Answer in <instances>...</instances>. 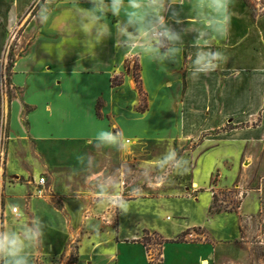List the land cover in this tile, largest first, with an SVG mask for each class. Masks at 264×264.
Segmentation results:
<instances>
[{"label": "crops", "instance_id": "crops-1", "mask_svg": "<svg viewBox=\"0 0 264 264\" xmlns=\"http://www.w3.org/2000/svg\"><path fill=\"white\" fill-rule=\"evenodd\" d=\"M150 2L122 0L114 15L112 0H0V63L11 44L15 53L4 131L13 193L0 188V207L3 233L39 228L21 254L27 264H151L139 217L158 201L201 220L174 224L171 235L143 227L165 242L157 264H246L249 240L264 248V0H229L225 35L202 19L209 0H157L164 24L149 13L145 26L180 39L153 40L159 51L147 60L143 41L129 39L140 28L129 14ZM200 51L225 59L198 72ZM41 177L47 195L38 198ZM117 194L126 211L112 203ZM222 215L235 225L225 239L209 225ZM186 232L202 240L177 242ZM231 244L236 255H217Z\"/></svg>", "mask_w": 264, "mask_h": 264}, {"label": "clouds", "instance_id": "clouds-1", "mask_svg": "<svg viewBox=\"0 0 264 264\" xmlns=\"http://www.w3.org/2000/svg\"><path fill=\"white\" fill-rule=\"evenodd\" d=\"M122 0H112L110 9L114 15H118L121 11ZM108 6L101 3L99 10L103 11ZM132 7L136 9L132 11L129 15L133 22L140 25L139 35L133 36L129 34V39L133 44L143 41L142 51L147 60H150L149 53L158 52V48L151 47V42L156 40L157 44L161 41L157 39L155 35L150 34L148 27L145 26V18L149 13H155L159 18L161 26L164 24V20L160 17V11L162 5L157 2V0H152V2L145 5L133 4ZM202 7H206L210 10L209 17H202L206 24L212 28V30L220 35H225L230 28L232 16L228 11L229 0H209V2ZM40 16L43 20H47V16L42 11ZM95 17L92 23L85 25L86 30H90L95 24ZM179 23V21H177ZM159 36L166 38L169 42H174L180 37L171 32L169 29H165L163 32L159 33ZM181 50L179 48H169L168 54H177ZM225 57L220 52H210V51H200L197 54L195 61L193 62L196 66V71L198 72H210L214 71L217 67V61H223ZM101 139L107 144H115L118 142V136H114L111 133H104ZM175 159V153L170 152L164 160L161 161V165L167 164ZM113 204H116L120 208L127 210V203L124 202L119 194L112 200ZM41 233L38 227H27L24 226L21 232H4L0 233V256L4 259V264H27L26 259L21 255L26 246V242H35L40 237Z\"/></svg>", "mask_w": 264, "mask_h": 264}, {"label": "rangeland", "instance_id": "rangeland-1", "mask_svg": "<svg viewBox=\"0 0 264 264\" xmlns=\"http://www.w3.org/2000/svg\"><path fill=\"white\" fill-rule=\"evenodd\" d=\"M12 47H13V44H11L9 47V53L7 55L6 61L4 63H0L1 64L0 94L2 98V117H3L2 131L0 135V188L3 191V195L4 196L7 195L8 197H12L11 195L13 193V190L12 191L9 190L10 184L12 183V181H10L11 179V177H9L10 174H7V169L5 167L6 160H7V157L5 155L6 149H7V142L5 139L4 131L6 130L5 129V117L7 116V103L9 102V99L12 97V94H13V91L9 85V75L11 73V68L9 66L10 56L12 59L15 60V53L13 52L14 49ZM144 180H148V178L145 177ZM222 198L224 199L225 197H220V200ZM164 202L165 201H158L157 203H155L156 206L153 208V210H147V211H144L143 213H140L141 216L139 217L140 218L139 223H140V228H141V233H142L141 238L145 236L142 231L143 227H148L151 229H159L163 233H165L164 235H171L173 233L174 224H178L181 227H183L184 225H188V226H191L189 228H192L193 223L201 220V218L198 217V215L196 214H186L183 216L180 213V209H178L177 207H174L173 204L170 205L169 203H164ZM181 205H183V203H181L180 206ZM215 208H218V201H217V205ZM227 216L228 215H222L220 217H213L214 218L213 221H210L209 223V225L216 224L219 226L218 228H222L221 230L225 231V232L222 231L221 233L215 234L216 237H218L219 239H225L226 237H228L229 231L232 229V227L235 226L234 222L229 220V217ZM5 219L7 220L6 217H4V221ZM4 227H5V222L2 228V233H3ZM263 228H264V224H263ZM148 237L151 240L149 244V250L151 251V254L154 255V258H156L157 253H158L157 251H158L159 239H157V237H155L154 234H149V233H148ZM184 239L202 240L200 237L195 238V237H190V236H186L184 237ZM249 242L253 245L250 246L251 249L249 250L247 254L248 256H250L251 259L247 261L246 264H264V248L258 247V245H256L258 242L255 237L249 240ZM239 248L240 246L236 244L226 245L225 247H223V249L217 252V255L222 252H224L225 254H229V255H234V254L236 255ZM74 258H75V254H72V256L69 258L67 263H73L75 260ZM2 259L3 257L0 256L1 264H3Z\"/></svg>", "mask_w": 264, "mask_h": 264}, {"label": "trees", "instance_id": "trees-1", "mask_svg": "<svg viewBox=\"0 0 264 264\" xmlns=\"http://www.w3.org/2000/svg\"><path fill=\"white\" fill-rule=\"evenodd\" d=\"M13 62H14V59H12L11 56H10V63H9L10 68L12 67ZM0 67H1V64H0ZM10 76H11V73L9 75V85H10ZM133 76L135 78V82H136V84L138 86L139 92H140V94H142V92H141V84H140V80H139V76H138L137 68L136 67H134V69H133ZM115 82H118V81H115ZM145 108H146L145 102H144V100H142V103H141V106H140V110L141 111H144ZM2 120H3V117H2V98H1V94H0V135H1V131H2ZM217 201H218L217 198L214 197V206H213V209H215V210H216L215 207L217 205ZM144 235L145 236L139 240V243H141L147 249V251H149V244H150L151 240L148 237V233L147 232H145ZM187 235H188V232L183 233L177 239V242L184 241V237L187 236ZM154 236L157 237V239H159L158 246H160L162 243H165V242H163L161 240V238L157 234H154ZM172 243H174V242H172ZM159 255L160 254H157V257L156 258H152L151 264H157V263L160 262Z\"/></svg>", "mask_w": 264, "mask_h": 264}, {"label": "built area", "instance_id": "built-area-1", "mask_svg": "<svg viewBox=\"0 0 264 264\" xmlns=\"http://www.w3.org/2000/svg\"><path fill=\"white\" fill-rule=\"evenodd\" d=\"M159 33L161 32H153L152 35H155L158 38H161V36H159ZM47 195V187H46V180L45 178L41 177L37 180L36 186H35V196L38 198H43ZM244 195V193H239L238 194V199H241L242 196ZM241 197V198H240ZM12 212L14 214L17 213V209L13 208ZM4 212L0 207V233H2V228L4 226Z\"/></svg>", "mask_w": 264, "mask_h": 264}]
</instances>
